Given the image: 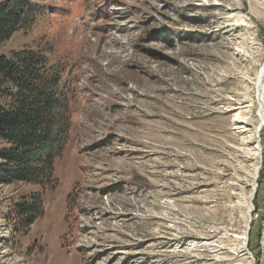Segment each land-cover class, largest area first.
Returning a JSON list of instances; mask_svg holds the SVG:
<instances>
[{"label":"rangeland","instance_id":"obj_1","mask_svg":"<svg viewBox=\"0 0 264 264\" xmlns=\"http://www.w3.org/2000/svg\"><path fill=\"white\" fill-rule=\"evenodd\" d=\"M37 1L45 13L0 52L44 46L68 64L72 127L55 188L0 184V264H242L243 231L264 264V120L247 224L254 161L230 120L251 103L257 124L264 0ZM31 192L44 213L14 232Z\"/></svg>","mask_w":264,"mask_h":264},{"label":"trees","instance_id":"obj_2","mask_svg":"<svg viewBox=\"0 0 264 264\" xmlns=\"http://www.w3.org/2000/svg\"><path fill=\"white\" fill-rule=\"evenodd\" d=\"M46 8L37 0H0V45L32 26ZM72 72L44 46L0 52V184L56 187L54 164L72 127ZM43 213L40 193L25 194L11 207V228L23 234Z\"/></svg>","mask_w":264,"mask_h":264},{"label":"bare ground","instance_id":"obj_3","mask_svg":"<svg viewBox=\"0 0 264 264\" xmlns=\"http://www.w3.org/2000/svg\"><path fill=\"white\" fill-rule=\"evenodd\" d=\"M254 14H255V12H254ZM254 79H255L254 88H255L256 94H257V104H258L257 106H258V113H259V115L257 114V124L255 126H252L248 122V119L246 117V114L249 112V106L251 105V103H250V105H247V104L243 105V104L239 103L238 105L235 106V108H233L231 110V114H230V120L232 121L231 123H232V125H235L233 127L237 128L238 132L242 133V135L239 137L240 147L236 148L237 151L243 150V152H242V153H244L243 157L254 161V164L252 166V184H251V188L249 189V193L247 194V196L245 198V203L248 206V209H247L246 214H245V221H244L246 224L248 221L246 219L248 217L249 211L251 210L252 202H253V189L255 186V182L257 180L256 173H259V170H260L258 163H259V152L261 151V147H260V141L258 140V136H257V133H258L257 130L259 129L261 119L264 120V59L260 63V67H259V69H257ZM241 154H239V155H241ZM234 194L236 195L237 198H240L239 195H237L238 193H233V195ZM240 201H241V198H240ZM240 236L243 239V241H242L241 246H239L237 249L235 248L234 255L236 254L235 255L236 257H241V256L245 255L244 260H243L245 262L242 264H252L253 258H252L251 253L249 252L248 247H247L248 243L245 242V240H246L245 232L243 231L242 233H240ZM211 237H212V235H211ZM226 241H228V240H226ZM221 242H222V240L219 241L218 244H209V245H204L205 243L203 242V243H201V245L211 247L210 249L205 247L204 249H206V250H204V251H207V250L210 251L211 250L213 252L218 253V251L225 248V247L220 245ZM208 251H207V253H208ZM206 255H208V254H206ZM236 257H234V258H236ZM240 260H242V259H240ZM226 261H228L226 256H219V257L215 258V264H223ZM230 263H232V262H230Z\"/></svg>","mask_w":264,"mask_h":264}]
</instances>
